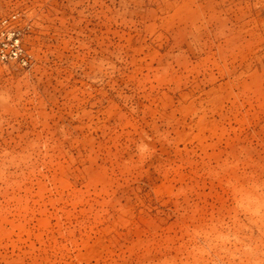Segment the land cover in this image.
Wrapping results in <instances>:
<instances>
[{
  "label": "rangeland",
  "instance_id": "1",
  "mask_svg": "<svg viewBox=\"0 0 264 264\" xmlns=\"http://www.w3.org/2000/svg\"><path fill=\"white\" fill-rule=\"evenodd\" d=\"M0 264H264V0H0Z\"/></svg>",
  "mask_w": 264,
  "mask_h": 264
},
{
  "label": "built area",
  "instance_id": "2",
  "mask_svg": "<svg viewBox=\"0 0 264 264\" xmlns=\"http://www.w3.org/2000/svg\"><path fill=\"white\" fill-rule=\"evenodd\" d=\"M16 21V14L0 19V61L15 60L27 64L28 58L21 43L20 30Z\"/></svg>",
  "mask_w": 264,
  "mask_h": 264
}]
</instances>
